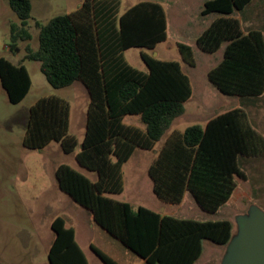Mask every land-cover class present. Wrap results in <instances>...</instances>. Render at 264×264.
<instances>
[{
	"label": "trees",
	"instance_id": "16d2710c",
	"mask_svg": "<svg viewBox=\"0 0 264 264\" xmlns=\"http://www.w3.org/2000/svg\"><path fill=\"white\" fill-rule=\"evenodd\" d=\"M251 0H207L201 16L218 15L195 40L197 48L222 58L207 73L208 82L226 96L252 100L264 93V37L259 30L243 33L231 16ZM23 23L30 18L31 0H8ZM119 0H82L80 6L50 19L39 30L36 50L26 47L23 59L37 61L47 83L55 89L80 82L87 91L84 135L74 154L76 163L94 172L95 181L67 165L54 171L57 188L85 209L94 224L146 264H194L202 241L226 245L232 236L227 220L196 221L161 215L142 206L108 197L123 191L122 166L135 149L150 151L184 113L191 85L180 65L140 52L146 71L130 66L123 52L131 48L154 51L167 39L161 4L140 1L120 13ZM13 48L17 38L30 40L17 26L10 27ZM181 60L195 66L192 48L176 43ZM23 61V60H22ZM0 85L7 100L17 104L27 95L31 80L21 61L0 58ZM69 103L55 95L39 98L28 110L22 140L27 149H43L55 141L64 153L78 146L69 134ZM135 116L139 126L124 123ZM264 158V137L240 108L209 119L204 125L174 130L150 163L147 175L152 192L163 204L178 205L185 193L197 207L215 214L245 180L239 160ZM53 240L48 264H87L74 231L62 217L50 224ZM102 264H119L93 245Z\"/></svg>",
	"mask_w": 264,
	"mask_h": 264
},
{
	"label": "rangeland",
	"instance_id": "374dc122",
	"mask_svg": "<svg viewBox=\"0 0 264 264\" xmlns=\"http://www.w3.org/2000/svg\"><path fill=\"white\" fill-rule=\"evenodd\" d=\"M82 0H31L30 18L23 24L9 7L8 0H0V58L12 64L20 61L27 70L31 86L22 101L12 104L0 85V264H48L47 251L53 240L50 229L52 220L62 217L75 232V240L84 251L88 264H102L93 254L89 244L119 264H145L143 260L125 248L116 239L94 224L89 213L76 205L57 188L54 171L59 165H67L95 181L94 172L80 167L74 154L80 149L84 135L88 94L80 82L55 89L46 81L37 61L23 59L26 47L36 50L38 33L36 23L45 25L58 15L78 8ZM120 13L140 1L160 3L165 11L167 39L158 43L154 51L142 49L151 57L173 61L180 65L191 85V97L184 105V113L176 118L169 130L150 151L135 149L122 166L123 191L107 196L133 206H142L176 219L196 221L227 220L232 224V236L236 233V221L256 207L264 212V158L239 160L246 179L236 178L233 197L215 214L201 211L189 194L178 205L161 203L153 194L147 169L168 134L183 131L191 125H204L209 119L231 109L240 108L247 114L252 127L264 137V93L252 100L226 96L207 80V73L222 57V46L213 54L200 51L195 39L208 28L218 15L201 16L207 0H119ZM239 21L241 30H259L264 37V0H251L241 12L231 16ZM24 29L30 40L17 38L13 45L10 27ZM176 43L189 45L193 51L195 66L185 64ZM126 62L135 69L146 71L137 48L123 52ZM23 60V61H22ZM55 95L65 99L70 106L68 132L78 140L73 153H64L55 141L43 149H27L22 140L25 134L29 108L42 97ZM124 123L139 125L135 116H126ZM164 211V212H163ZM226 245L202 241V252L194 264H223Z\"/></svg>",
	"mask_w": 264,
	"mask_h": 264
},
{
	"label": "water",
	"instance_id": "95a60500",
	"mask_svg": "<svg viewBox=\"0 0 264 264\" xmlns=\"http://www.w3.org/2000/svg\"><path fill=\"white\" fill-rule=\"evenodd\" d=\"M236 224L223 264H264V212L250 207Z\"/></svg>",
	"mask_w": 264,
	"mask_h": 264
},
{
	"label": "crops",
	"instance_id": "0c3cea01",
	"mask_svg": "<svg viewBox=\"0 0 264 264\" xmlns=\"http://www.w3.org/2000/svg\"><path fill=\"white\" fill-rule=\"evenodd\" d=\"M81 3V2H80ZM160 4V3H159ZM80 6V4L78 5V7ZM163 7V6H162ZM129 8V7H128ZM164 9V8H163ZM167 23V22H166ZM196 40V39H195ZM139 50V52H143L142 51V49H138ZM223 52V51H222ZM145 53V52H144ZM146 54H148V53H146ZM222 58V57H221ZM136 126H139V125H136ZM182 132V131H181ZM77 140V139H76ZM77 142H78V140H77ZM154 159V158H153ZM152 159V160H153ZM152 162V161H151ZM148 170V169H147ZM151 181V180H150ZM235 181H236V178H235ZM151 185H152V182H151ZM151 189H152V186H151ZM235 191V190H234ZM186 194V193H185ZM184 194V195H185ZM188 194V193H187ZM233 195H234V192H233V194H232V196H231V198L233 197ZM184 197V196H183ZM230 198V199H231ZM229 202V201H228ZM164 212V211H163ZM161 215H165V214H161ZM90 219H91V217H90ZM92 221V220H91ZM65 224H66V221H65ZM67 225V224H66ZM74 231V230H73ZM74 236H75V232H74ZM89 246V248H90V244L88 245ZM80 247V246H79ZM82 250V249H81ZM83 254L85 255V253H84V251H83ZM85 257H86V255H85ZM86 260H87V258H86ZM142 263H145L144 261L142 262ZM87 264H88V261H87ZM146 264V263H145Z\"/></svg>",
	"mask_w": 264,
	"mask_h": 264
}]
</instances>
